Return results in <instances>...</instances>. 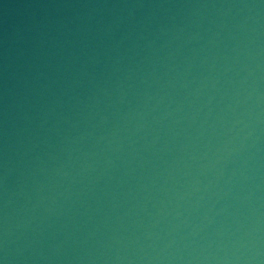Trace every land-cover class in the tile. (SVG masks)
<instances>
[{
	"label": "water",
	"instance_id": "water-1",
	"mask_svg": "<svg viewBox=\"0 0 264 264\" xmlns=\"http://www.w3.org/2000/svg\"><path fill=\"white\" fill-rule=\"evenodd\" d=\"M0 264H264V0H0Z\"/></svg>",
	"mask_w": 264,
	"mask_h": 264
}]
</instances>
